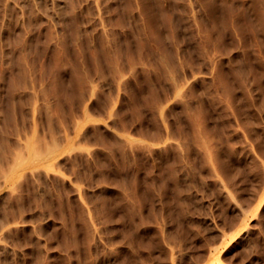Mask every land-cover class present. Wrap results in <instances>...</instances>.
<instances>
[{"label": "rangeland", "instance_id": "374dc122", "mask_svg": "<svg viewBox=\"0 0 264 264\" xmlns=\"http://www.w3.org/2000/svg\"><path fill=\"white\" fill-rule=\"evenodd\" d=\"M52 1L0 0V149L61 145L0 264H264V0Z\"/></svg>", "mask_w": 264, "mask_h": 264}, {"label": "bare ground", "instance_id": "6f19581e", "mask_svg": "<svg viewBox=\"0 0 264 264\" xmlns=\"http://www.w3.org/2000/svg\"><path fill=\"white\" fill-rule=\"evenodd\" d=\"M28 1V0H27ZM34 1V4H36V5H39V6H42V5H48V2H47V0H33ZM9 2V1H8ZM7 2V3H8ZM12 2V1H11ZM11 2H9L10 3V5H11ZM21 2V1H20ZM8 3V4H9ZM29 3H31V2H29ZM52 3H53V6H55V8H56V14L58 15V17H59V19L61 18V19H64L65 18V10L63 9V7H62V1L61 0H53L52 1ZM23 4V3H22ZM28 4V3H27ZM31 6V5H30ZM7 7H9V5L7 6ZM11 7V6H10ZM25 7H28V6H25ZM39 8V7H38ZM29 9V8H28ZM26 10V9H25ZM55 10V9H54ZM67 12V11H66ZM56 14H55V18H57L56 17ZM54 15V14H53ZM54 18V19H55ZM64 21V20H63ZM48 108V107H47ZM47 111V110H46ZM27 134V133H26ZM34 135H35V133L33 134V137L30 139V140H28L27 141V139L25 140V143H21L20 144V142H17V143H19L18 145H16V148L17 149H15V150H13V149H10V151L12 150V152H11V155H9V156H7V154L3 151V150H1L2 148H1V146H0V191L3 189V187H4V184H6L8 181H12L14 178H15V175H16V171L22 166V164H23V158H24V156H27V155H24V153H22L23 151L25 152V150L27 149V150H29L28 151V159L32 162V163H39V162H45V164H44V167L42 168V169H44L43 171H41L40 169H38V168H33L32 170H31V176L34 178V180H35V182L37 183V195L38 196H43L45 193H46V191H45V188H46V186H45V184L43 185V182H44V180H45V178L44 177H47V175H49V171L50 170H52V167L54 166L53 165V163H52V159L57 155V153L61 150V145H60V143H58L57 141H55V140H49V141H46V140H43V139H39L40 137L38 136V138H36L35 139V137H34ZM38 135V134H37ZM27 136H28V134H27ZM4 137V136H3ZM23 137V136H22ZM5 138V137H4ZM21 138V137H20ZM28 138V137H27ZM44 138V137H43ZM199 138H200V141L202 142V146H203V148H204V151H206V152H209L210 153V151H209V143H208V141H207V139H205L204 138V136L202 135V131L201 132H199ZM29 139V138H28ZM20 139H19V137H18V139H17V141H19ZM22 141V140H21ZM3 142V141H2ZM23 142V141H22ZM0 143H1V141H0ZM4 143V142H3ZM2 143V144H3ZM5 143H7L6 141H5ZM20 145V146H19ZM6 147L7 146H9L8 144L7 145H5ZM19 146V147H18ZM64 146V145H63ZM4 147V146H3ZM10 147V146H9ZM9 147H7V148H9ZM22 147H24L25 148V150H24V148L22 149ZM15 148V147H14ZM9 150L7 149V152H8ZM26 153H27V151H26ZM25 153V154H26ZM10 154V153H9ZM206 154H208V153H206ZM208 156H210V155H208ZM210 157H212V156H210ZM51 161V162H50ZM184 175V174H183ZM184 177V176H183ZM182 177V178H183ZM185 177H187L186 175H185ZM48 178V177H47ZM46 178V179H47ZM184 180V179H183ZM187 180V179H186ZM185 180V181H186ZM184 181V182H185ZM193 181V180H192ZM191 181V182H192ZM190 183V182H189ZM188 185V184H187ZM186 185V186H187ZM193 185V184H192ZM190 186V185H189ZM43 187V188H42ZM45 187V188H44ZM193 187V186H192ZM15 187H13V189H14ZM188 188V187H187ZM190 188V187H189ZM186 189V188H185ZM15 190V189H14ZM12 191V190H11ZM14 192V191H13ZM224 192V191H223ZM11 193V192H10ZM13 194V193H12ZM12 194L9 196V197H11L12 196ZM228 194H230L229 192H228ZM226 196V195H225ZM229 196V195H228ZM231 196V195H230ZM257 196V195H256ZM7 197V198H6ZM7 199L9 200V198H8V195H2V194H0V244L2 243V241H4L5 242V235L6 236H11V233L13 232V231H15L16 230V226L18 225V223L20 222L21 223V221H18V220H9L8 218H7V214H6V205H7ZM162 199V198H161ZM255 200H256V198H255ZM260 200V199H259ZM264 200V199H263ZM262 200V201H263ZM239 201V200H238ZM163 202V201H162ZM261 202V201H260ZM234 203V202H233ZM239 203V202H238ZM237 203V204H238ZM164 204V203H163ZM239 204H241V203H239ZM235 205V204H234ZM196 206V205H195ZM198 206V205H197ZM233 206V205H232ZM236 206V205H235ZM239 208L238 209H240L239 211H246L245 210V207L244 208H242V206H238ZM196 208V207H195ZM194 208V209H195ZM198 208H199V206H198ZM234 208V207H233ZM232 208V209H233ZM244 209V210H243ZM202 210H203V208H202ZM201 210V211H202ZM257 210H258V208H257ZM235 211V210H234ZM235 213V212H234ZM241 213V212H240ZM239 214V213H238ZM166 216V215H165ZM240 216V215H239ZM162 217V216H161ZM160 217V218H161ZM237 217V216H236ZM263 217V216H262ZM261 217V218H262ZM163 218V217H162ZM235 218V217H234ZM154 219V218H153ZM237 219H239V217L237 218ZM262 220V219H261ZM263 221V220H262ZM92 223L94 222V221H91ZM206 222V221H205ZM209 222V221H208ZM236 222V221H235ZM238 222V221H237ZM236 222V223H237ZM240 222V221H239ZM238 222V223H239ZM245 222H247V221H245ZM259 222V221H258ZM264 222V221H263ZM157 223V222H156ZM162 224V223H161ZM168 224V223H167ZM207 224V223H206ZM259 224V223H258ZM201 225V224H200ZM203 225V224H202ZM234 225V224H233ZM19 226V225H18ZM90 226H92V225H90ZM94 226H97V225H94ZM99 226V225H98ZM157 226V225H156ZM236 226V225H235ZM238 226V225H237ZM236 226V227H237ZM14 227H16V228H14ZM259 227V226H258ZM101 228H103V226L101 225ZM104 228H106V227H104ZM159 228V227H158ZM235 228V227H234ZM263 230H264V223L262 224V227H261ZM14 229V230H13ZM92 230H94V228H91ZM107 229V228H106ZM105 229V230H106ZM163 234H164V237H165V240H170V234H169V232H168V230H167V228H166V226H163ZM161 229V230H162ZM259 229V228H258ZM91 230V231H92ZM104 230V229H103ZM158 230V229H157ZM231 230V229H230ZM229 230V231H230ZM261 229H259V231H260ZM17 231V230H16ZM97 231H99V230H97V229H95V232H97ZM143 231V230H142ZM214 231H215V228H214ZM233 231V230H232ZM238 231V230H237ZM247 231H248V229H247ZM246 231V232H247ZM103 232V231H102ZM159 232H161V231H159ZM213 232V231H212ZM220 232V231H219ZM219 232H216L215 231V233H217L218 235H220L219 234ZM224 232V231H223ZM241 233L242 234V236L240 237V239H239V242H246L247 240H246V238H247V233ZM92 233V232H91ZM211 233V232H210ZM221 233V232H220ZM226 233L227 232H225L224 234L226 235ZM248 233H249V231H248ZM261 233V232H260ZM93 234V233H92ZM92 234H91V236H92ZM96 236H97V234H98V232H97V234L96 233H94ZM207 234H209V233H207ZM223 234V233H222ZM228 234H229V232H228ZM236 234V233H235ZM250 234V233H249ZM263 234H264V231H263ZM103 235V234H102ZM214 234H212V236H213ZM217 235V236H218ZM225 235H223V236H225ZM262 235V234H261ZM94 236V235H93ZM99 236V235H98ZM159 236H162L161 234H159ZM223 236H221L220 235V238L221 237H223ZM228 236V235H227ZM227 236H225V237H227ZM238 236V235H237ZM250 236V235H249ZM211 237V236H210ZM209 237V238H210ZM103 237H101L100 239H102ZM213 238H214V236H213ZM224 238V237H223ZM95 239V238H94ZM106 239V238H105ZM214 239H216V238H214ZM217 239H219V238H217ZM248 239V238H247ZM109 240H111V239H109ZM159 240V239H158ZM212 240V239H211ZM264 240V239H263ZM97 241H99V239L97 240ZM102 241V240H101ZM106 241V240H105ZM113 241V240H112ZM111 241V242H112ZM210 241V240H209ZM213 241V240H212ZM93 242H94V240H93ZM109 242V241H108ZM162 243H163V241H161ZM238 242V241H237ZM247 242H249V241H247ZM252 242V241H251ZM212 243H214V242H212ZM211 243V244H212ZM236 243V242H235ZM250 243V242H249ZM37 247H35V251L37 252V254H38V256L37 257H35V256H33L32 255V257H35L36 259H35V264H41L42 263V261H43V257H42V253H41V248H40V246H41V241H38L37 243ZM95 244V243H94ZM101 244V243H100ZM160 244V243H159ZM164 244V243H163ZM252 244H253V242H252ZM96 245H97V243H96ZM102 245H103V243H102ZM101 245V246H102ZM108 245V244H107ZM165 245V244H164ZM168 245V243L166 244V246ZM242 245V244H241ZM247 245H249L248 243H247ZM254 245V244H253ZM156 246H158V245H156ZM160 246H162V245H160ZM244 245H242V247H243ZM97 247V246H96ZM95 247V248H96ZM165 247V246H164ZM170 247H171V245H170ZM98 248V247H97ZM103 248V247H102ZM105 249H106V247H104ZM109 248V247H108ZM110 248H111V246H110ZM113 248V247H112ZM160 248V247H159ZM162 248V247H161ZM160 248V249H161ZM174 248V247H173ZM244 248H245V246H244ZM255 248V247H254ZM163 249V248H162ZM166 249V248H165ZM168 249H169V246H168ZM183 249V248H182ZM217 249H218V247H217ZM5 250H7V248H6V246L5 245H0V260H2V258H1V254L5 251ZM111 250V249H110ZM157 250V249H156ZM172 250V249H171ZM171 250H169V251H171ZM248 250V249H247ZM253 250V248L251 249V251ZM96 251V250H95ZM108 251V250H107ZM158 251V250H157ZM160 251V250H159ZM164 251H167V250H164ZM245 251H246V249H245ZM249 251V250H248ZM104 252V251H103ZM109 252V251H108ZM115 252V251H114ZM113 252V253H114ZM160 252H163V251H160ZM215 252V251H214ZM5 254L7 253V252H4ZM101 253V252H100ZM105 253V252H104ZM175 253V252H174ZM174 253L172 252V258H173V256H174ZM254 253V252H253ZM10 254V253H9ZM8 254V255H9ZM115 254V253H114ZM170 254V253H169ZM249 254V253H248ZM99 255V254H98ZM105 255V254H104ZM106 255H108V253L106 254ZM250 255H251V253H250ZM6 256H7V254H6ZM11 256V255H10ZM115 256V255H114ZM166 256V255H165ZM165 256H163V257H165ZM175 256H176V253H175ZM254 256V255H253ZM94 257V256H93ZM110 257V256H109ZM177 257V256H176ZM181 257V256H180ZM257 257V256H256ZM11 258V257H10ZM13 258V257H12ZM17 258H18V256H17ZM103 258V257H102ZM111 258V257H110ZM175 258V257H174ZM174 258H173V260H174ZM176 259H178V258H176ZM255 259V258H254ZM256 259H258V258H256ZM14 260V259H13ZM92 260H93V258H92ZM103 260V259H102ZM107 260V261H106ZM105 260V263H103V264H111V263H109V260L108 259H106ZM163 260H165V259H163ZM166 260H168V258L166 259ZM17 261H19V260H17ZM172 261V260H171ZM7 262V261H6ZM10 262H12V261H10ZM94 262V261H93ZM93 262H91V263H93ZM175 262V261H174ZM179 262V261H178ZM260 262V261H259ZM21 263V262H20ZM27 263H29V262H27ZM26 263V264H27ZM33 263V262H32ZM263 263V262H262ZM261 263V264H262ZM7 264V263H6ZM24 264V263H23ZM94 264V263H93ZM95 264H99L97 261L95 262ZM113 264V263H112ZM175 264V263H174ZM178 264V263H177ZM180 264V263H179ZM211 264H223L222 262H221V259H220V257L218 256V257H214V260H213V262L211 263Z\"/></svg>", "mask_w": 264, "mask_h": 264}]
</instances>
